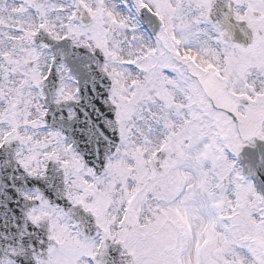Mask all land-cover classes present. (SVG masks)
Here are the masks:
<instances>
[{
  "label": "snow or ice",
  "instance_id": "obj_1",
  "mask_svg": "<svg viewBox=\"0 0 264 264\" xmlns=\"http://www.w3.org/2000/svg\"><path fill=\"white\" fill-rule=\"evenodd\" d=\"M0 264H264V0H0Z\"/></svg>",
  "mask_w": 264,
  "mask_h": 264
}]
</instances>
